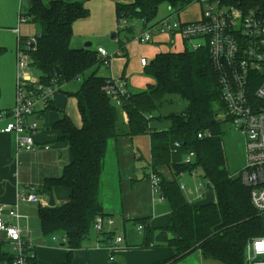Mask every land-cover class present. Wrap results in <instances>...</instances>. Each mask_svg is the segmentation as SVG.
I'll list each match as a JSON object with an SVG mask.
<instances>
[{"label":"trees","instance_id":"obj_1","mask_svg":"<svg viewBox=\"0 0 264 264\" xmlns=\"http://www.w3.org/2000/svg\"><path fill=\"white\" fill-rule=\"evenodd\" d=\"M24 16L41 26L32 43L29 64L40 74V81L55 80L62 87L81 80L80 87L68 93L77 100L81 126L64 115L54 128L61 133L73 159L61 176L46 179L36 192L51 195L55 188L70 190L67 203L58 207H40L38 216L45 236H62L71 264L73 254L81 249L94 229L98 216L107 218L100 200V189L109 142L121 136L149 137L150 170L160 178V193L171 207L169 230L177 236L170 244L176 250L175 260L199 250L204 258L221 264H245L249 241L264 238V213L251 202L250 188L241 176L232 175L226 164L219 115L225 112L218 76L212 66L208 46L197 51L160 53L145 68L154 81L146 90L132 93L119 108L103 91L107 78L98 76L104 65L98 51L72 47L73 26L89 17L90 10L82 2L72 0H30ZM235 1V0H228ZM167 3L180 12L190 5L188 0H134L131 4L117 3V23L133 20L149 24L156 21L159 7ZM132 34L131 28H123ZM124 46H122V49ZM6 50L0 48V54ZM60 71V75L56 73ZM178 96L187 102L180 113L161 115L167 98ZM220 105V107H219ZM53 104L48 110L53 109ZM168 123L169 128L157 129L154 123ZM204 133L203 138L198 135ZM175 143L180 146L173 153ZM193 153L192 163H185ZM166 166L173 175L168 181L159 167ZM202 173L203 179L216 195V203L191 204L180 189L177 177ZM148 229L145 219L136 222ZM110 241V233H102ZM0 242V261L12 262V257ZM28 264H37L29 258Z\"/></svg>","mask_w":264,"mask_h":264},{"label":"built area","instance_id":"obj_2","mask_svg":"<svg viewBox=\"0 0 264 264\" xmlns=\"http://www.w3.org/2000/svg\"><path fill=\"white\" fill-rule=\"evenodd\" d=\"M190 4L199 3L201 18L195 22H182L176 16L179 12L170 8V14L146 25L143 33L135 39L141 44L152 43L154 35L178 36L188 44L187 48L197 51L208 46L212 66L218 76L221 97L225 112L219 115L222 121L229 122L240 131L245 141V166L240 174L242 182L250 188L251 202L259 213H264V0H188ZM20 24L27 22L20 14ZM128 26L121 22V28ZM18 32V30H15ZM18 64L16 80V101L11 111L0 112V122H6L2 132L15 137V149L20 152L36 150L35 137L41 130L40 114L48 111L62 87L55 80L51 84L40 81L31 71L29 54L34 39L22 43L18 37ZM98 53L109 66L112 57L99 48ZM141 65L146 67L148 60L141 58ZM105 94L117 107L131 97L128 82L121 78H107L103 87ZM209 136L204 133L199 138ZM179 144L172 150L176 153ZM49 149V146H45ZM194 154L187 155L184 162L192 163ZM194 174V173H192ZM152 190L161 202L160 178L150 172ZM208 187L209 185L206 184ZM201 184L188 187L180 184V189L191 204H199L205 199L206 192ZM22 204L48 207V202L36 192L34 186L21 189L11 208L0 207V234H5L4 244L9 245L10 264H28L29 258H35L33 245L25 239L19 222L27 218L20 214ZM9 219L14 220L12 223ZM112 218L98 216L94 230L98 234L105 232V227H113ZM145 226L139 224L141 233ZM55 240L58 237H53ZM67 239L62 237V242ZM122 236L114 244L123 243ZM112 246H108L111 251ZM113 260V258H111ZM245 264H264V238L249 241L245 250Z\"/></svg>","mask_w":264,"mask_h":264},{"label":"crops","instance_id":"obj_3","mask_svg":"<svg viewBox=\"0 0 264 264\" xmlns=\"http://www.w3.org/2000/svg\"><path fill=\"white\" fill-rule=\"evenodd\" d=\"M112 1L123 4L132 0ZM82 3L87 7L85 2ZM87 8L89 9V7ZM170 8L168 9L169 12ZM184 10H181L176 16L182 22H195L201 18L200 14L195 21H185L182 18ZM156 21L159 20L156 19ZM140 22L142 31L137 36H140L146 28V24ZM128 28H131L130 24ZM131 30L133 33V28ZM113 36L116 39V35ZM179 40L182 41L184 46L182 51H166L179 53L185 51L188 44L178 36L155 34L152 43L166 44L170 48H174ZM72 47H74L73 44ZM74 48L82 49L80 45ZM85 48L87 49V47ZM99 48L101 47H98L97 50ZM140 61L139 65L145 71L150 62L148 61L147 66L144 67ZM109 70L110 72L107 70L101 72L99 68L98 76L101 78H124L116 77L111 68ZM125 80L132 92L130 81ZM153 83L152 80L148 85ZM68 85L70 83L62 86L56 95L53 109L37 117L39 118L41 130L35 137L36 150L34 152H20L17 154L15 137L3 133L2 130L6 122H0V207L11 208L14 206L22 188L34 186L37 190L43 186L46 179L61 176L65 166L72 162L73 156L68 144L59 139L61 133L54 128L64 115H67L78 127L82 123L77 100L68 94L77 91L78 88L69 89ZM14 105L9 110L3 111H11ZM152 126L157 129H167V125L165 126L164 123L156 122ZM45 146H49V149H45ZM146 153H148L147 156ZM109 161L108 170H105L106 163ZM149 164V137L131 138L124 135L109 142L104 160L100 200L107 218L114 220L113 227L105 228V232L110 233L112 239L106 241L107 236H100L95 232L94 237L90 236L83 243L81 249L74 252L71 264H221L204 258L199 250L192 251L181 259L175 260L176 250L170 244L172 238H174L173 233L169 230L171 207L166 200L160 202L158 196L153 193L149 180L151 172ZM158 171L168 181H173V175L166 166L159 167ZM206 191L205 199L199 204L216 203L214 191L210 187H207ZM211 193L213 196H211ZM53 194L58 207L69 201L70 190L67 188H55ZM41 196L49 202L50 195ZM39 208V206L33 204H22L20 206V214L27 217L22 218L19 222L20 226L28 231L24 233V237L30 240L33 245L37 264H64L68 256V248L62 242V236H58V239L55 240L52 236L43 235L38 216ZM140 219L146 220L148 229L152 231L150 235L147 234L146 227L141 233L138 232L137 226L139 224L136 222ZM9 220L14 223V220ZM120 236L124 238L123 243L114 244L115 239ZM5 240V234H0V242ZM110 245L113 248L111 251L108 250ZM4 250L9 253V245L5 244ZM0 264H10V262L4 260L0 261Z\"/></svg>","mask_w":264,"mask_h":264},{"label":"rangeland","instance_id":"obj_4","mask_svg":"<svg viewBox=\"0 0 264 264\" xmlns=\"http://www.w3.org/2000/svg\"><path fill=\"white\" fill-rule=\"evenodd\" d=\"M48 3V0H44ZM73 1V0H72ZM85 2L90 9L89 17L86 20L77 21L74 25V35L72 44L74 47L80 45L85 48L86 44L91 43L92 50L97 51L101 47L111 56L112 62L109 66L102 65L101 72L105 70L112 73L116 77H124L130 81L132 93L146 90L152 79L141 69L139 65L140 58L144 57L152 62L156 55L166 51H182L183 43L179 40L176 46L169 47L166 44H141L135 40V36L142 31L141 22L138 20L130 21L133 33L128 34L117 23L115 15V4L112 0H76ZM29 0H0V48L6 51L0 54V111L9 110L16 101V80H17V58H18V37L21 38L23 44L30 39H34L41 31V26L29 20L20 24V14H26L28 10ZM126 2L123 4H129ZM120 3V2H119ZM169 5L162 4L158 10L157 20L167 17ZM201 5L192 3L183 11L182 18L185 21H195L201 14ZM204 7H202L203 9ZM128 24V26H129ZM18 30V32H15ZM116 35V39H113ZM159 41V40H158ZM158 43V42H157ZM121 46H124L122 49ZM188 46V45H187ZM38 77L39 72L35 69L31 70ZM81 80L70 83L69 89L79 88ZM187 107V102L178 96L167 98L166 104L161 110V115L170 113H182ZM220 107V105H219ZM166 128L169 124L164 123ZM220 131L223 135V150L226 157V164L229 172L239 177L245 166V141L243 135L235 129L229 122L223 121L220 125ZM147 143V141L145 140ZM148 153H146V156ZM110 161L106 163L105 170H108ZM177 181L188 187H194L201 184L202 191L205 192L208 187L207 181L203 179L202 173L196 171L194 174H182L178 176ZM211 196L213 194L211 193ZM106 228V227H105ZM91 236H95L93 229Z\"/></svg>","mask_w":264,"mask_h":264},{"label":"water","instance_id":"obj_5","mask_svg":"<svg viewBox=\"0 0 264 264\" xmlns=\"http://www.w3.org/2000/svg\"><path fill=\"white\" fill-rule=\"evenodd\" d=\"M31 1L29 0L28 4H30ZM113 39H115V36H113ZM92 44L89 43L87 44L85 47L89 48ZM56 73L58 75H60V71L59 70H56ZM56 206V203H55V199H54V194L52 193L49 197V202H48V207H55ZM177 235L176 234H173V237H176Z\"/></svg>","mask_w":264,"mask_h":264}]
</instances>
